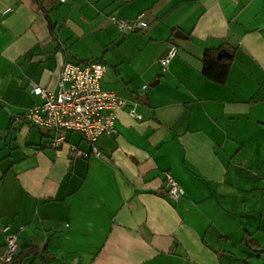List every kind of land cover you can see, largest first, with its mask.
Instances as JSON below:
<instances>
[{
    "label": "crops",
    "instance_id": "1",
    "mask_svg": "<svg viewBox=\"0 0 264 264\" xmlns=\"http://www.w3.org/2000/svg\"><path fill=\"white\" fill-rule=\"evenodd\" d=\"M141 13L125 34L112 20ZM218 47L234 56L223 84L201 73ZM65 61L104 63L102 88L141 116L119 110L98 157L79 133L87 157L71 159L15 119ZM4 226L16 256L41 253L21 264H264V0H0V256Z\"/></svg>",
    "mask_w": 264,
    "mask_h": 264
},
{
    "label": "built area",
    "instance_id": "2",
    "mask_svg": "<svg viewBox=\"0 0 264 264\" xmlns=\"http://www.w3.org/2000/svg\"><path fill=\"white\" fill-rule=\"evenodd\" d=\"M112 20L119 32L124 34L147 26L143 20V13L133 19L112 17ZM176 53V45L169 43L164 55L158 59L162 70L168 67ZM106 72L107 66L100 61L86 63L65 61L60 70L57 89L50 91L34 84L31 93L39 96L41 102L33 104L15 119L51 131L52 134L45 146L54 149L67 147L71 159L87 157V153L68 138L69 133H79L82 139L90 143L91 153L98 157L100 151L96 145L97 139L101 135L115 131L114 124L119 110L133 118L141 117L135 110L134 101L102 88L101 82ZM164 181L165 195L171 200L177 201L183 196V188L167 172ZM8 229V226L1 228L5 238V249L0 256L2 263L11 262L19 250L17 235L9 233Z\"/></svg>",
    "mask_w": 264,
    "mask_h": 264
},
{
    "label": "trees",
    "instance_id": "3",
    "mask_svg": "<svg viewBox=\"0 0 264 264\" xmlns=\"http://www.w3.org/2000/svg\"><path fill=\"white\" fill-rule=\"evenodd\" d=\"M52 24L49 28L52 30ZM218 48H207L204 50L201 58V73L210 82L223 84L228 76L229 69L233 62V52L229 51V56L217 57V53L221 50ZM41 253L35 246H26L15 256L11 262L2 264H21L24 258L28 256L37 257Z\"/></svg>",
    "mask_w": 264,
    "mask_h": 264
},
{
    "label": "water",
    "instance_id": "4",
    "mask_svg": "<svg viewBox=\"0 0 264 264\" xmlns=\"http://www.w3.org/2000/svg\"><path fill=\"white\" fill-rule=\"evenodd\" d=\"M222 56H229V53L225 50V49H222L220 50L218 53H217V57L220 58ZM135 98H139L140 100L144 101V98H145V95H139L138 97H135ZM44 130H48L46 128H42ZM162 194H166L165 192H163Z\"/></svg>",
    "mask_w": 264,
    "mask_h": 264
}]
</instances>
